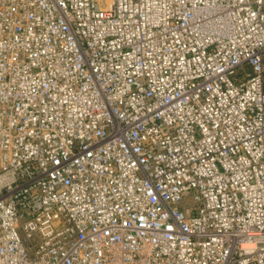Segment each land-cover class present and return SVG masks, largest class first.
<instances>
[{"label":"built area","instance_id":"2783aa9c","mask_svg":"<svg viewBox=\"0 0 264 264\" xmlns=\"http://www.w3.org/2000/svg\"><path fill=\"white\" fill-rule=\"evenodd\" d=\"M0 264H264V0H0Z\"/></svg>","mask_w":264,"mask_h":264}]
</instances>
